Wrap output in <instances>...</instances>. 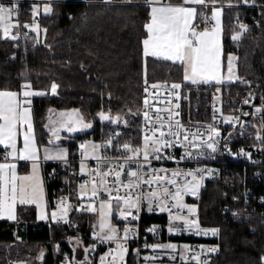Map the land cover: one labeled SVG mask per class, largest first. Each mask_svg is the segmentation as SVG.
I'll return each instance as SVG.
<instances>
[{
  "label": "trees",
  "instance_id": "1",
  "mask_svg": "<svg viewBox=\"0 0 264 264\" xmlns=\"http://www.w3.org/2000/svg\"><path fill=\"white\" fill-rule=\"evenodd\" d=\"M216 1L224 5L225 66L229 53L233 52L238 56L240 78H263L264 0ZM209 4L212 5L211 0ZM54 12L44 17L43 42L35 43L29 38L31 32L24 25L29 15L17 17L22 32L19 41L0 38V89L20 92L26 82L41 90H50L53 83L58 85L56 96L47 95L33 101L40 145L49 142L50 109L77 108L85 120L94 125L89 131L65 137L63 144L68 146L70 156L78 155L81 142L99 141L114 129L113 122L106 124L99 119L102 112L127 116L128 125L121 126L122 140L139 147L143 137L141 110L145 78L151 82H182L183 77L181 65L143 57L142 41L147 35L145 24L150 20V6L145 0H90L88 3L71 0L55 5ZM238 22L246 24L248 30L241 39L233 40L239 30ZM53 166L47 164L44 170L50 206L59 196V182L50 175ZM231 196V190L223 182H209L203 194L200 223L219 228V238L182 235L165 236L164 241L217 244L219 252L211 264H264V226L252 232L247 224L223 221L222 209L230 203ZM19 215L33 221L36 211L20 207ZM114 220L118 223L117 212ZM144 222L146 225L167 224V217L149 215L144 217ZM13 227L0 221V264L35 260L43 243L51 245L44 264H52L53 248L62 237L58 225L30 224L21 235L24 240L20 241V246L11 248L1 243L14 240Z\"/></svg>",
  "mask_w": 264,
  "mask_h": 264
},
{
  "label": "built area",
  "instance_id": "2",
  "mask_svg": "<svg viewBox=\"0 0 264 264\" xmlns=\"http://www.w3.org/2000/svg\"><path fill=\"white\" fill-rule=\"evenodd\" d=\"M71 0H0V4L5 7L15 6V12L12 16L11 23L18 24L11 30V34L17 36V39L5 38L9 41H19L22 38V32L17 17L19 15H29L24 21L27 28L38 25L43 26V20L46 16H51L54 12L55 5L65 4ZM76 2L88 3L90 0H74ZM100 1V0H96ZM105 1V0H104ZM130 1V0H122ZM45 5L50 6L51 12L45 13ZM38 9V14L33 16V9ZM211 17V16H209ZM198 30H203L205 24L199 22ZM215 24V21L209 20L208 27ZM2 31H0V34ZM4 38L3 33L0 36ZM143 92L142 114V143L145 133L150 126L145 125L143 113L149 111L150 115L155 114V109H173L179 112L175 117L183 125V131L172 148L163 150L165 158L161 160L150 159V164L143 169L144 173H151L153 169H164L165 172L156 174L167 175L169 178L177 180L178 184L191 180L188 172L196 173L197 177H202L200 187L196 195L184 194L183 203L196 208L194 219L200 223L201 204L203 194L209 182H223L231 190L230 203L222 209L224 222H233L238 224H247L251 231L264 226V77L253 78L243 77L233 82L227 87H219L215 83L209 84H191L177 81L151 82L145 79ZM160 84L168 87L152 89L150 85ZM172 84H180L181 88L172 90ZM149 91L145 92V88ZM172 91L179 93V98L170 95ZM155 93V96L150 95ZM149 100V108L144 106L145 99ZM245 100L248 103H245ZM176 105H179L176 108ZM262 109L257 112L256 109ZM247 113L248 115H245ZM166 116V112H161ZM231 120V122H227ZM213 129L219 132L216 136ZM167 131V129H164ZM117 130L108 131L107 136L98 141L100 145V157L98 161L94 158L84 160L79 155L70 156L66 160L57 161L50 170V175L59 182V198L66 200L69 205L67 216L59 219L55 225L61 228L62 237L56 242L54 248V261L52 264H101V257H105L111 250L116 249L118 242H123L128 249L124 255L123 264H142L145 251L150 245H160L164 242V237L168 235L167 228L171 224L169 213L160 211L158 202L149 205L146 198L141 199L138 209H125L124 212L130 211L137 218L133 220L131 216L128 219L118 218V236L123 237L124 229L129 228L133 231L129 233L127 241H108L101 242L96 239L99 233L97 221L94 216L96 212L87 210V206L92 203L96 208L100 201L103 200L104 194L101 193L99 198L90 200L91 184H88L89 196L81 198V184L92 179L89 174L81 173V163L86 162L87 171H107L109 168L116 167L118 162H123L126 155L117 139ZM192 133H198V137H193ZM188 134L191 144L183 141V135ZM209 136L212 139L209 140ZM260 139H257V137ZM170 139L175 140V137ZM111 140V145L108 141ZM213 143L216 151L208 149L204 142ZM142 143L139 147H142ZM198 145L193 147L192 145ZM190 152L191 157L186 156ZM5 155V154H4ZM4 155L2 159H4ZM171 157V158H167ZM104 158H107L106 160ZM142 161V157H140ZM127 170H136L135 164L126 165L125 173H122L121 179L128 183L126 175ZM173 172H179L182 175L172 177ZM110 181L113 177L108 178ZM172 191L175 186L166 185ZM157 188L156 185L151 187L142 185L133 191V195L142 194L147 197L148 192ZM115 195V193H113ZM120 195H125V189L120 188ZM108 198V196H107ZM115 202V201H114ZM169 205L173 201H168ZM121 210L123 204H121ZM149 207L153 210L149 211ZM173 214L188 216L187 209H172ZM149 215H162L167 217V224L152 223L146 225L144 217ZM97 218V217H96ZM181 224L182 222H177ZM155 228V232L149 229ZM169 237V236H167ZM215 248V252L205 251ZM88 249V251H86ZM219 247L217 244L194 241L190 242V250L187 254V264H198L192 256L200 254L199 264H211L210 260L217 255ZM110 259V257H109ZM209 259V260H208Z\"/></svg>",
  "mask_w": 264,
  "mask_h": 264
},
{
  "label": "snow or ice",
  "instance_id": "3",
  "mask_svg": "<svg viewBox=\"0 0 264 264\" xmlns=\"http://www.w3.org/2000/svg\"><path fill=\"white\" fill-rule=\"evenodd\" d=\"M146 4L150 6V20L145 24L146 38L142 41L143 44V57H152L156 60L168 61L174 64H179L184 70V80L191 84H209L212 82L221 83V42H220V15L221 10L215 8L216 0H211L212 12L211 17L207 16L204 9L209 7V0H182L179 5L165 4L162 0H145ZM189 5V6H185ZM15 12V6L9 8L0 4V31H2L4 38L17 39V36L11 34V30L14 27H18V24L11 23L12 16ZM45 13H50V6L45 5ZM38 14V9L34 7L33 16ZM199 20L205 24L203 30H198L200 27ZM213 20L215 24L208 27V21ZM27 27V25H25ZM241 28L246 30L244 25ZM33 31H38V25L33 28ZM239 34L232 37L233 40H238ZM236 58L233 56L228 57L227 71L229 73V79L233 74V61ZM147 83V81H145ZM152 89H159L161 87H168L167 85L152 84ZM58 85L55 83L51 86L52 95H56V89ZM172 90H178L181 88L180 84H172L170 86ZM22 92L17 93L8 90H0V145L5 152L4 161L0 163V218H7L11 220L16 219V206L19 205H36L38 208L43 209L44 201V189L43 183L38 175L39 170V149L36 146L35 136L33 131V122L31 115L30 105L32 103L30 97L43 96L44 92L31 91V85L25 84L22 86ZM149 89L146 87L145 92ZM155 96V93H150ZM170 95H174L179 98L177 91H172ZM245 103H248L245 100ZM146 109L149 108V100L146 98L144 101ZM179 105H176L178 108ZM166 112L167 115H161V112ZM257 112H261L262 109L257 108ZM102 120H108L110 122H118L119 117L112 118L105 113H100ZM245 115H248L245 113ZM60 120L56 121L52 127V134L59 139L58 131L60 128L66 129L68 132L81 131L83 129L90 128L91 125L84 123L83 118L79 116L78 110H73L72 113H60ZM179 112L173 109H155V114L150 115L149 111L143 113L146 126H150L148 131L151 133H145L143 138L142 147L134 148L130 144H124L123 151L130 153L126 155L123 162H118L116 167L109 168L107 171L89 170L86 173L85 165H81V173L89 174L92 179L85 184H81V198L89 196L88 184H91L90 200L99 198L101 193H106L108 199L106 201H100L99 203V233L96 234V239L101 242L108 241H127L129 239V233L132 229L125 228L123 237L118 236V229L112 226L107 221V217L111 216L113 201L116 202L117 208L122 203L126 209L137 208L141 199L146 198L149 205L153 202H158L160 211H167L169 213L171 222H182L185 229H192L196 234L207 235L209 231L212 235H217L218 230H204L199 227V224L194 219H189V216H194L196 208L183 203L182 196L184 194L196 195L200 187V181L202 177L198 178L196 173L188 172L185 175L190 176L191 180H185L184 183L178 184L174 178H169L167 175L156 174L159 172H165L164 169L155 170L151 173H144L143 169L146 165L150 164V159L161 160L164 157L163 150L166 148H172L176 146L182 131L183 125H181L178 119ZM227 122H231L228 120ZM58 125V126H57ZM167 129L165 131L164 129ZM213 133L218 136L219 132L215 129ZM22 135L23 143L22 147L17 146L18 137ZM193 137H198V133H192ZM175 137L176 139H170ZM212 136H209V140ZM257 139H260L258 136ZM183 141L191 144L189 135H183ZM112 141L109 140L108 144L111 145ZM208 149L213 152L216 148L213 143L204 142ZM193 147L198 145L193 144ZM81 149H84L82 156L84 160L89 158L87 149H92L91 156L96 160H100L98 155L100 145L82 144ZM66 151L62 148L55 150H44V160H66ZM190 152H186L187 157H191ZM142 157L141 159H139ZM171 158V157H167ZM105 160L107 158H104ZM10 161H31L32 172L29 175H19L17 173V163ZM135 164L136 170H127L126 175L128 177V183H124L121 179L122 173H125L126 165ZM182 175L179 172H173L172 177ZM113 177V180H109V177ZM142 185H156L157 188L148 192L147 197L142 194L133 195V191L140 188ZM166 185L175 186V191H172ZM125 189V195H120V188ZM115 193V195L113 194ZM173 201L169 205L168 201ZM59 217L57 212L51 214L53 220L64 219L67 216L69 205L66 200H61L58 204ZM108 211L105 213L104 209ZM177 208L180 210L187 209L188 216L180 215L179 213L173 214L172 209ZM87 210L90 212H96L97 208L90 203L87 206ZM153 209L149 207V211ZM122 219H128L129 216L133 220L137 217L132 215L130 211L120 212ZM40 219H45L43 213ZM179 231L172 226L169 227V231ZM150 232H155L156 229H149ZM150 247L156 248H170L175 250L176 245H151ZM88 251V249H86ZM123 242L116 244V249L111 250L105 257H101V264H123L124 255L127 253ZM185 251H188L185 247ZM205 251L215 252L216 249H207ZM110 257V259H109ZM193 260H196L199 264L200 254L192 256ZM264 260V258H262ZM207 264V262H205Z\"/></svg>",
  "mask_w": 264,
  "mask_h": 264
},
{
  "label": "crops",
  "instance_id": "4",
  "mask_svg": "<svg viewBox=\"0 0 264 264\" xmlns=\"http://www.w3.org/2000/svg\"><path fill=\"white\" fill-rule=\"evenodd\" d=\"M181 2H182V0L176 1V2H171L169 0H162V3L172 4V5H179ZM185 6H189V5H185ZM214 7L221 10V15H220V18H219L220 19V42H221V72H220V78H221V80H223L226 77V74H227V67L225 66V47H224V19H223L224 11L219 5H215ZM204 12L208 16L209 14H211L212 8L211 9L210 8L204 9ZM199 22H200L199 20L196 21V23H199ZM212 83H215V82H212ZM25 84H30V83L26 82L23 85H25ZM0 90H7V89H0ZM22 90L23 89H21L20 92H22ZM30 90L31 91H35V92H44L45 93V95H43V96H32V97H30V99L32 101V103L30 105V108H31V115H32V122H33V131H34L36 146L39 149L38 155L40 156V159L38 161V163H39L38 175L40 177V180L43 183L44 201H43V209L38 208L36 205H32V204H30V205H19V204H17V206H16V219L15 220L7 219L6 217L5 218H0V221L7 222L9 224V226H11V224L14 226L12 228V231H13V236L12 237L14 238V240L13 241H3L1 243V244L5 245V246L11 247V248L18 247V245L16 243H18V241L20 242L21 240H23V239H21L22 238L21 235L25 234V229L30 224H35V225L46 224V225H48V227H51L52 225L56 224L57 221L59 220V218L57 220H53L51 218V214L53 212H57V215L59 217V214H60L59 213V208H58L59 202H55L54 201L53 206H50L49 199H48V190H47V186H46L45 173H44V170H45V167H46L47 164H50V163L53 164V163L57 162L58 160H44L43 159L44 150L45 149L55 150L57 148H62V149H64L66 151V154H67L66 155V159H67L68 157H70L71 154H70L68 146L63 144V141H64L65 137L86 132V131H83V130L75 131V132H68L66 129L60 128L59 131H58L59 139H56V137L53 136V134H52V127H53V125L55 124L56 121L60 120L59 114L60 113H72L73 110H77V108H71V109L51 108L50 111H49V114H48V122H47V130H48V133H49V142L47 144L40 145L38 143L37 136H36V130H35V122H34V115H33V101H34L35 98H40V97H45L47 95H52V93H51V88H50V90H41V89L34 88L32 85H31V89ZM8 91H13V90H8ZM13 92H17V91H13ZM20 92H17V93H20ZM57 94H58V88L56 89V95ZM56 95H52V96H56ZM80 113L81 112H78L79 116L82 117L83 120H84L85 118L83 117L82 113L81 114ZM91 129H92V127H90L89 130H91ZM89 130H87V131H89ZM22 143H23V137L21 135L20 137H18L17 146L18 147H22ZM82 144H85V145H89V144L98 145V141L90 139V140H86V141L81 142L80 146ZM6 151H8V150L4 149V147L2 145H0V163L5 162L4 159H2V157H3V155L5 154ZM82 152H84V149H81V147H79L78 155L81 158H83ZM87 152L89 153V158H92V156L90 155L91 152H92V149L90 147L87 149ZM98 155L100 156V151L99 150H98ZM10 162L17 163V173L19 175H29V174H31V172H32V162L31 161H10ZM83 164L85 165V170L87 171L86 162H83ZM81 165H82V163H81ZM107 199H108L107 196H105V194H104V198H103L102 201H105ZM20 207L34 208L35 211H36V218L33 221H26L25 218L24 219L20 218V215H19V208ZM119 208H122L121 205L119 206ZM119 208H117L116 205H113L112 210L114 209V211L116 213L119 210ZM97 210L99 211V205L97 207ZM44 211L48 212L50 217L49 218L45 217V219H40L39 215H40L41 212H44ZM110 218H111L112 221L114 220V217L112 218L110 216ZM96 221H97V219H96ZM18 235H20V236H18ZM46 250L47 249L44 247V249H42V251L40 252V254L38 256L37 264L45 263V260L47 258V254H48V252ZM9 264H36V261L33 260V259L22 260V261L12 260V261L9 262Z\"/></svg>",
  "mask_w": 264,
  "mask_h": 264
},
{
  "label": "rangeland",
  "instance_id": "5",
  "mask_svg": "<svg viewBox=\"0 0 264 264\" xmlns=\"http://www.w3.org/2000/svg\"><path fill=\"white\" fill-rule=\"evenodd\" d=\"M105 1L110 2L111 0H105ZM243 3H253V2H249L247 0H243ZM215 5H219L223 9V11H224V5L223 4L218 3L216 1ZM212 7H213V5L210 6V4H209V7L208 8L211 9ZM54 13L55 12H53V15H54ZM262 13H263L262 14V17H263V20H264V8L262 10ZM208 16H211V14H209ZM223 19H224V15H223ZM238 24H239V30L237 32H235V35L239 34V36H240L239 39H241L243 37V35L246 33V31L248 30V26L246 24L242 23V22H238ZM241 25H244L246 27V30L244 28H241ZM33 28L34 27L28 28V30L31 32V36L30 37L27 36V37H29L35 43L43 42L44 39H45V31H46V29L44 27L40 26V27H38V31H33ZM0 36H1V34H0ZM3 39H5V38H3ZM5 40H7V39H5ZM229 56H233V57L236 58L232 62L233 63V74H232V78L229 79V73L227 71L226 77L222 80V82L221 83H216L221 88L227 87L228 85H230L233 82L238 81L240 79V75H239V71H238V56L235 53H233V52L232 53H229L228 57ZM227 65H228V59H227ZM183 77H184V70H183ZM183 77H182V82H184V83H190L188 81H185ZM77 110H78V112H80L79 109H77ZM105 114L111 116L112 118H116V117H119L120 118L118 120V122L113 123V128L117 130L116 131L117 132V139H118L119 143L121 145L130 144L134 148H139L136 144H133V143H130L128 141H123L122 140V135H121L122 134V127L128 125V123H129V121L127 120L128 119L127 116H125V115H123V116H116V115H113V114H110V113H105ZM99 119H101L100 118V115H99ZM83 121H84V123L90 124L91 127H93V125H94L93 122H88L85 119ZM101 121L104 122V123H106V124H107V122H110L108 120H102V119H101ZM89 129L90 128L83 129V131H87ZM107 134H108V132H107ZM60 201H61V199L59 198V196L55 198V202H60ZM113 205H116V202L113 201ZM125 209L126 208L124 207V205H123V209L122 210H121V208H119V210L117 211L118 218H121L120 212L121 211H125ZM104 211H105V213H107L108 209L105 208ZM42 213H43V215L46 218H49L50 217L49 213L46 212V211L41 212L40 215H39V217L41 216ZM97 213L99 214V211L98 210H97ZM114 214H116V213H115V211L113 209L112 210V214H111V217L112 218L114 217ZM99 221H100V214L97 215V227H98V229H99V226H98L99 225ZM107 221L112 226H114L115 228L119 229L118 223L116 221H114V220L112 221L111 218H110V216L107 217ZM198 224H199V227L201 229H204V230H213V229L214 230H218L217 235H212L210 231H209V233L207 235H204V234H196L195 231L192 230V229H185V226L183 225V223L178 224L177 222H171V224L167 228V231H168V235L167 236L173 237V236H182V235H185V236H192L194 238H204V239H217V238L220 237L219 228H217V227H207V226L202 225L201 223H198ZM170 226H172L174 229H179V231H175L174 230V231H171L170 232L169 231V227ZM99 231H100V229H99ZM18 236H20V235H18ZM21 239H23V237ZM19 243L20 242L18 241V243H16V244H18V246H20ZM168 244L176 245L175 250L170 249V248H156V249H154L152 247H149L145 251L142 264H182V263H187V254H188V252L190 250V242H178V241L167 240V241L162 242L160 245H168ZM41 245H42L41 251L45 247L47 249L46 251L48 252L49 249H50V247H51V245H49L47 243H45V244L43 243ZM185 247H187L188 251H185ZM53 249L55 251V248H53ZM38 256L35 258L36 264L38 262L37 261L38 260ZM211 260H210V263H211ZM42 264H44V263H42Z\"/></svg>",
  "mask_w": 264,
  "mask_h": 264
}]
</instances>
